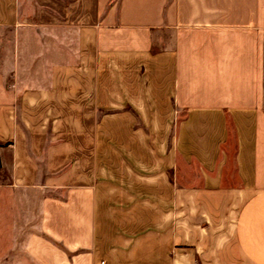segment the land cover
Returning a JSON list of instances; mask_svg holds the SVG:
<instances>
[{
	"label": "crops",
	"instance_id": "1",
	"mask_svg": "<svg viewBox=\"0 0 264 264\" xmlns=\"http://www.w3.org/2000/svg\"><path fill=\"white\" fill-rule=\"evenodd\" d=\"M0 27V264H264V0H0Z\"/></svg>",
	"mask_w": 264,
	"mask_h": 264
},
{
	"label": "rangeland",
	"instance_id": "2",
	"mask_svg": "<svg viewBox=\"0 0 264 264\" xmlns=\"http://www.w3.org/2000/svg\"><path fill=\"white\" fill-rule=\"evenodd\" d=\"M13 41V36L8 28L6 27H0V67L2 70H4L5 75H7V70L9 69L10 64V51ZM9 74V73H8ZM9 75L6 77L9 79ZM186 174L187 172H193L194 170H189L188 168H185ZM1 246V245H0ZM28 264V263H26Z\"/></svg>",
	"mask_w": 264,
	"mask_h": 264
},
{
	"label": "built area",
	"instance_id": "3",
	"mask_svg": "<svg viewBox=\"0 0 264 264\" xmlns=\"http://www.w3.org/2000/svg\"><path fill=\"white\" fill-rule=\"evenodd\" d=\"M101 264H104V262H103V261H101Z\"/></svg>",
	"mask_w": 264,
	"mask_h": 264
}]
</instances>
